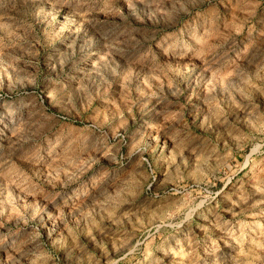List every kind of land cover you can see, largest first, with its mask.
Instances as JSON below:
<instances>
[{
	"label": "rangeland",
	"instance_id": "obj_1",
	"mask_svg": "<svg viewBox=\"0 0 264 264\" xmlns=\"http://www.w3.org/2000/svg\"><path fill=\"white\" fill-rule=\"evenodd\" d=\"M0 264H264V0H0Z\"/></svg>",
	"mask_w": 264,
	"mask_h": 264
}]
</instances>
